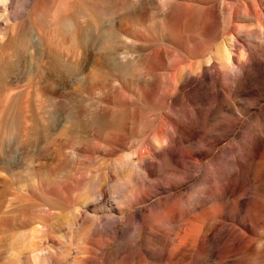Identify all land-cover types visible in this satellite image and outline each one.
Wrapping results in <instances>:
<instances>
[{
	"label": "rangeland",
	"instance_id": "obj_1",
	"mask_svg": "<svg viewBox=\"0 0 264 264\" xmlns=\"http://www.w3.org/2000/svg\"><path fill=\"white\" fill-rule=\"evenodd\" d=\"M16 1L17 12L0 4V264H126L115 260L114 251L136 235H162L141 222V213L160 199L179 196L184 223L219 210L221 202L207 194L219 175L215 158L257 119L237 112L247 106L242 87L230 88L226 105L214 90L174 89L180 43L190 51L205 46V60L234 50L225 35L204 37L211 23L205 10H191L194 0ZM221 2L235 7L233 0ZM210 64L207 71L214 74ZM195 81L191 77L189 86L195 88ZM262 92L258 85L254 96L261 102L254 112L264 109ZM189 107L214 112L207 118L202 112L210 120L193 135L180 124ZM160 128L169 137L182 136L181 143L173 150L162 146ZM155 147L172 157L166 169L150 161L163 176L149 177L140 154ZM245 150L230 151L220 164L238 182L232 203L242 199L246 212L236 202L229 215L234 224L216 218L222 244L207 264H257L256 251L264 245V222L255 226L249 218L254 200L264 206V172L246 169L251 159ZM233 160L246 162L245 168L240 172ZM148 188L140 202L130 203ZM243 231L254 240L252 253L225 245L228 235L239 239Z\"/></svg>",
	"mask_w": 264,
	"mask_h": 264
},
{
	"label": "bare ground",
	"instance_id": "obj_2",
	"mask_svg": "<svg viewBox=\"0 0 264 264\" xmlns=\"http://www.w3.org/2000/svg\"><path fill=\"white\" fill-rule=\"evenodd\" d=\"M233 1L235 7L228 3L221 2V0H194L196 5L192 3L193 5H190V7L191 10H198L200 7L203 8L207 16L211 19L210 25L206 28L205 38L212 41V39H215L218 35L219 37L220 35H225L227 41L231 42V47L234 48V50L226 49L224 47L225 49L222 51V57H219V55L216 54L217 56L214 55L205 60L206 51L208 50L205 46H202L201 50L197 48L198 51H190L185 44L180 43L179 47L182 51V54L180 53L181 59L172 68V84L175 86L174 89H176V93L180 92L181 94V91L186 92V87H189L193 94H196L199 91L214 90L215 93L212 92L216 95V101L221 100L220 103L226 105L231 98L230 88L233 86L242 87L243 94L246 97L247 106L242 107V111L237 107V112H239V115L251 114L257 119L255 124H250L246 134L237 138L238 141L235 145L227 149L224 148L220 155L215 158V160L220 159L219 162L214 163V166L219 170V175L214 177L215 185L210 188V191H208L207 194L210 196V198H208L209 200L211 199V201L214 200L219 203L221 202L220 209H214L207 213H203V215H196L194 218L187 220L184 223L182 218L184 210L182 209L183 206L180 205V201L182 202L181 198L175 195H169L164 198L161 197L162 199H160L154 206H151L150 209L148 208L141 213V222L143 226H149L150 229L160 230L162 235L154 236V233H151L152 237L144 239L141 238V236L136 235L132 243L127 244L125 242L126 245L124 248L114 251L116 256L115 260L119 262H126V264H129L131 261L136 260V264H172L173 260L183 257L184 261L185 259H188L189 262L187 264H207L208 261H210V257L214 254L213 250L215 249L217 251V248L222 244L221 237L223 235L221 236L222 230L218 228L217 217H221L222 219L225 218L230 221L231 224H234L235 221L229 218V215L235 210L234 204L237 202L236 206H238L239 209L244 208L245 212L248 205L246 202V204L243 203L241 201L242 199H236L238 201L232 203V199L237 198L238 182L233 177L229 179L225 176V173L223 172L224 168L220 164L221 160L227 156L226 154H230V151L234 152L237 150L243 152L245 150V144L249 149V151L245 150V152L250 155L248 160L250 161L251 159L246 169L251 170L253 167L259 168L260 173L257 176L264 172V161L262 162L264 159V109L261 110V108V111L259 112L253 111L261 102L260 96L256 98L254 93L257 90L258 85H264V0ZM17 2L18 1L16 0H0V4L3 7L11 9L12 11H16ZM26 4L29 6L28 2H26ZM208 63H211L210 66L213 67L214 74L208 73ZM162 64L165 65V61H163ZM191 77L196 78V81L191 83L194 84L195 88L189 86V79ZM261 96V98H264V92H262ZM193 98L196 99V101L205 100L203 97L195 96ZM209 108L210 107L206 110H202V107H189V110L185 111V114L182 115L184 117H182V122L180 124L186 135H193L200 125L207 124V120L210 119L206 120L205 117L207 118L211 113H214L212 112V109ZM203 111L206 114L205 117H201ZM252 111L254 113H252ZM171 120L173 121L172 118ZM234 123L236 125L235 121ZM217 126L218 128L216 130H220L223 127V125ZM226 129L227 131H230L229 126H227ZM157 137L162 146L167 145L172 150L173 147L180 144L182 140V136H167L162 128L159 129ZM214 148L215 144L211 145L209 150ZM163 149H165V147L162 149L155 147L147 151L145 155L140 154V162L149 177H152L155 172H161L159 169H153V166L150 164V161L153 159H156L157 162L155 166L157 167L162 165L166 166L165 169L170 167L168 161L172 157V154L166 153L165 150L161 151ZM199 157L200 156H198L197 159L195 158L196 163H200L201 159ZM253 159H256L257 161L254 162ZM233 163L235 166L239 165L238 169L240 172L246 166V162L242 165L238 160H233ZM159 174L163 176L162 173ZM182 180L185 181V179H179L176 181L179 183ZM173 184L175 183H167V185ZM148 190L149 188L132 195L133 198L130 200V203L133 204L139 201L144 194L146 195ZM251 205L252 209L251 207L250 209L252 212L250 211L251 214H249L250 216L252 215V217H249L246 213L245 214L254 222L255 226L260 225L261 221L262 223L264 222V206H262L263 204L261 205L257 199L254 200ZM193 207L195 209L197 208L196 206ZM115 224L116 223L113 222L109 225L112 236L117 235ZM263 225L264 224H262L261 228H263ZM252 226L254 227V225H251V227ZM241 227L243 228V226ZM228 236L225 245L227 244L232 250L241 246L249 253V250L253 249L254 240L250 239L245 231L240 234L241 237L239 239V236L236 237L231 234ZM243 242L246 243L244 244ZM121 244L123 245L122 242ZM135 245H137V247L139 246L138 250L134 249ZM240 249L241 248H239V250ZM244 254L246 255V253ZM240 255L243 254L240 253ZM256 256L257 264H264V245L257 249ZM211 262L212 261H210V263ZM175 264L177 263L175 262Z\"/></svg>",
	"mask_w": 264,
	"mask_h": 264
}]
</instances>
